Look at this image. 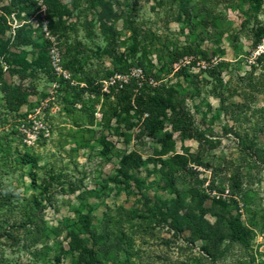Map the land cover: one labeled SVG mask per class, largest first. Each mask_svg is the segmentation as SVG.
<instances>
[{"label": "rangeland", "instance_id": "374dc122", "mask_svg": "<svg viewBox=\"0 0 264 264\" xmlns=\"http://www.w3.org/2000/svg\"><path fill=\"white\" fill-rule=\"evenodd\" d=\"M72 1L0 0V192L18 196L0 211V264H79L81 242L100 264H264V0ZM84 75L101 82L99 96ZM129 77L189 128L158 107L155 137L145 113L104 118L103 92ZM12 87L26 99L17 109L3 92ZM131 153L137 165L122 175ZM175 154L188 164L170 173ZM175 190L185 203L204 190L206 220L239 218L248 246L225 239L212 262L163 215ZM37 203L47 235L25 247L14 226Z\"/></svg>", "mask_w": 264, "mask_h": 264}, {"label": "trees", "instance_id": "16d2710c", "mask_svg": "<svg viewBox=\"0 0 264 264\" xmlns=\"http://www.w3.org/2000/svg\"><path fill=\"white\" fill-rule=\"evenodd\" d=\"M86 2L87 5H93L94 0H73L72 3L74 7H77L80 3ZM256 8H259L262 4V0H252ZM253 33L256 35L261 31L260 26H254L252 29ZM1 46V40H0ZM83 81L86 88L84 90L91 95L99 96L101 93V82H93L88 76L84 75ZM145 82L138 81L129 77L127 82L119 83L116 80L109 86L108 92H103L105 98V103H108L109 109L103 113L105 118L106 113H108V119L113 116H119L120 114L128 115L131 111L145 113L144 125L146 128L147 135L155 137L160 131H162L164 125L163 122L158 120V116L154 112V108L169 109L173 115H177L173 120L175 125L181 123V121L187 122V128H189L190 120L186 113H178L175 111V106L170 102H165L164 100L153 95H144V89L146 87ZM6 100H8L14 109L19 108L23 103H25L24 94L17 88H8L3 90ZM190 137L191 134H187ZM162 137V144L165 147L168 140H170V135L164 133ZM112 145L109 142H103V153L106 154L110 151ZM134 155L128 154L122 156L120 160L119 172L122 175H126V170L129 166L137 165L135 160H133ZM29 159V158H28ZM27 161V160H26ZM188 164V158L182 154H175L170 157L166 163L168 166V171L170 173L180 172ZM163 166V165H162ZM223 191V190H221ZM220 191V192H221ZM194 197L197 198V204L192 205ZM208 197V194L204 190H195L190 194V203H185V198L181 191L175 190V197L169 201L165 207V215L169 218L170 223L173 226L179 224H185L188 226L190 235L189 239L192 241L201 239L206 243L205 253L210 258L212 262L221 257L220 245L223 240H228L229 243L238 244L240 247H247L250 239V232L248 228L240 221L239 218H228L225 219L220 215H215L214 224H210L205 216L209 209L203 206L204 200ZM18 196L12 191H2L0 192V211L9 206L13 201L17 200ZM37 211L30 210L25 218V220H20L14 226L15 229H20L22 233V239L25 243V247H33L37 245L43 237L47 235V228L44 224L42 205L37 203ZM85 233L88 234L90 239L97 241L96 234L88 227L85 226ZM5 233L12 238L14 237V232L11 228ZM79 255L81 256L82 262L79 264H100L97 263V254L93 246L88 247L85 242H81L78 246ZM49 264H56L58 262V255L52 258L46 256L44 258Z\"/></svg>", "mask_w": 264, "mask_h": 264}]
</instances>
